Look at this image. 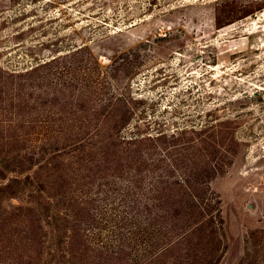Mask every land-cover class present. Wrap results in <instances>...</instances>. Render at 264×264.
I'll return each instance as SVG.
<instances>
[{"label": "rangeland", "instance_id": "obj_1", "mask_svg": "<svg viewBox=\"0 0 264 264\" xmlns=\"http://www.w3.org/2000/svg\"><path fill=\"white\" fill-rule=\"evenodd\" d=\"M0 264H264V0H0Z\"/></svg>", "mask_w": 264, "mask_h": 264}]
</instances>
